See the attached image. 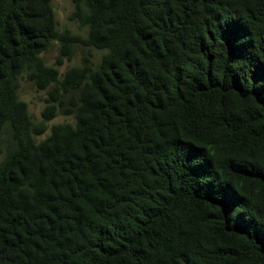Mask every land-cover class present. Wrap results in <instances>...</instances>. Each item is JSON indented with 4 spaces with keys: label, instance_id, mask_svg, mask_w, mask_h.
Segmentation results:
<instances>
[{
    "label": "trees",
    "instance_id": "16d2710c",
    "mask_svg": "<svg viewBox=\"0 0 264 264\" xmlns=\"http://www.w3.org/2000/svg\"><path fill=\"white\" fill-rule=\"evenodd\" d=\"M71 2L0 0V264H264V0Z\"/></svg>",
    "mask_w": 264,
    "mask_h": 264
},
{
    "label": "rangeland",
    "instance_id": "374dc122",
    "mask_svg": "<svg viewBox=\"0 0 264 264\" xmlns=\"http://www.w3.org/2000/svg\"><path fill=\"white\" fill-rule=\"evenodd\" d=\"M52 8L55 15V20L57 22V29L61 32L69 31L74 36H79L81 38L86 35V28L79 27V25L70 19V16L74 10L71 0H52ZM59 45L57 42H54L50 49L42 54V58L47 66H53L55 63L56 57L59 55ZM91 56L90 60L93 66L98 65L103 52L97 50H89L82 46H75L73 48V56L71 60L64 61L63 65L60 66L59 73L64 74L69 68L80 66L83 62V59L87 56ZM19 99L25 102L28 106L29 114L34 122L38 123L42 120L41 112L45 107L44 100L47 98V95L43 91H38L33 84L25 81H19L18 89ZM73 118L70 116H65L63 114H58L54 119L47 123L48 127L57 124L63 123H72ZM48 134V131L45 135L41 136L39 139H44ZM3 141L6 139V136H2Z\"/></svg>",
    "mask_w": 264,
    "mask_h": 264
}]
</instances>
